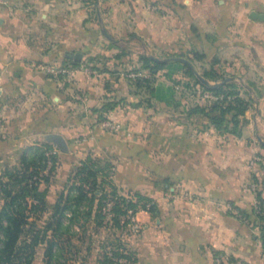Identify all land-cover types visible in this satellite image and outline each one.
I'll use <instances>...</instances> for the list:
<instances>
[{"label":"crops","instance_id":"1","mask_svg":"<svg viewBox=\"0 0 264 264\" xmlns=\"http://www.w3.org/2000/svg\"><path fill=\"white\" fill-rule=\"evenodd\" d=\"M252 12L264 15V0H0V174L28 147L61 142L65 151L54 148L64 183L92 154L113 162L118 186L158 200L159 217L139 211L143 230L127 237L132 264H215L217 254L226 264H264L251 179L264 155V19ZM133 41L168 59L159 109L111 68ZM77 53L73 76L56 80L40 67ZM178 58L220 74L227 63L233 81L259 90L240 134L205 127L187 103L166 101L182 76ZM107 102L116 106L100 120L96 110ZM109 121L117 130L103 126Z\"/></svg>","mask_w":264,"mask_h":264},{"label":"trees","instance_id":"2","mask_svg":"<svg viewBox=\"0 0 264 264\" xmlns=\"http://www.w3.org/2000/svg\"><path fill=\"white\" fill-rule=\"evenodd\" d=\"M172 57L185 55L172 54ZM193 59L203 61L204 55L195 52ZM139 60L144 64L143 68L150 70L152 75H156L167 65V62H157L146 54H141ZM187 60L188 62H179L183 64L185 77L193 78L194 83L191 85L217 97L215 100L194 104L187 111L188 115L201 116L206 121L203 124L205 127H213L220 133L240 134L241 125L246 122V112L250 107V100L240 95L241 86L231 79L224 82L229 77L218 73L213 66L198 74L192 64V58ZM211 62L212 65L216 63L214 60ZM79 63V60L72 57L69 63L64 65L73 66ZM201 77L220 85L212 88L205 84ZM131 83L139 90L151 86V80L143 77L135 78ZM187 84L189 86V83ZM115 106V102H107L101 109L96 110L99 119H106V114ZM54 145L57 149L65 151L61 142L48 139L25 149L19 163L5 167L0 174V264H34L35 255L41 245H45L44 264H61L60 251L64 249L62 234L72 231L82 214L83 218H90L95 201L101 204L107 197V194H103L98 188V179L105 175L110 165L108 161L89 154L73 170L72 177L69 176V181L78 182L63 190L50 209L47 202L48 189H42L41 183H49L57 170L59 157ZM261 157L255 161L251 179L257 186V216L261 223V240L264 245V155ZM116 190H113L117 201L112 217L116 226H120L121 215L130 209L135 213L141 210L153 215L159 213V206L152 198L140 192L134 194V199L126 198L117 195ZM111 245L122 247L121 244ZM127 257L131 263L135 261L131 252H128Z\"/></svg>","mask_w":264,"mask_h":264},{"label":"rangeland","instance_id":"3","mask_svg":"<svg viewBox=\"0 0 264 264\" xmlns=\"http://www.w3.org/2000/svg\"><path fill=\"white\" fill-rule=\"evenodd\" d=\"M120 50L124 52V54L127 56L124 58V61L119 62V60H117V62L119 63H116L115 60V66L111 65V68H113V70H119L120 68L122 73L124 74L123 77L127 78V80H129L130 82L131 80H134L135 78L138 77L149 78L151 80V84H150L151 86L148 89H141L142 92L141 97H137V98H140L141 100L144 101L148 100L149 101L148 103L145 102L148 107L154 106V108L159 109L160 100L156 99L155 91L156 88L159 87V83L161 82V79L168 80L166 76H163L165 74L163 73L165 68L158 71L156 75H152L150 70L143 68L144 64L140 62L139 56L141 54L147 53V51L144 50L142 43H140L139 41H133V43L123 44ZM156 55H158V57L161 56L162 58L169 57L170 59L169 61L173 62L172 55H168L167 53L159 54V52H157ZM48 65H54V64L49 63ZM61 65L64 64L62 63ZM227 67L228 64L225 63L223 67L225 69L223 75L228 76L230 74H235L233 69ZM207 68H210V66L204 67V65H199L197 66V68H195V70L198 74H202L204 69ZM228 77L232 78V80L235 79L234 75H230ZM263 80L264 78L261 77V81ZM172 82L174 83L173 86H175V92H173V94H171V96L166 101H170L173 104L174 101L185 102L188 104L190 108L191 106H193L198 102L205 103L210 100H215V98L211 97L212 95L211 93L202 91L199 88H194L193 85H191L194 83L193 78L191 79L189 76L185 77L184 72H182V76L176 78ZM187 83H189V86ZM212 83H217V82H211V84ZM131 85L135 88V90H139L134 86L133 83H131ZM240 86H241L240 95L246 100H250V107H251L254 101L258 100L259 96L261 95L259 90L258 92L257 90L253 91L250 88L249 90H247L246 87L242 85ZM151 88H153V90H151ZM249 109L247 110V112L249 111ZM179 110L181 109H175V110L171 109V111L173 112H177ZM110 123H111L110 128L112 130H117V125L112 124V122ZM97 158L108 161V164L110 165L106 173H104L105 175L100 176L98 179V188L100 189V191L103 192V194H107V197L102 201L101 204H98V201H95L92 216L90 218L88 219L83 218V214H82V216L80 217V221L76 222V225H74L72 231L64 232L62 234L61 242L63 243L64 249L60 251L61 264H111L110 261L108 260V257L106 256L105 248L107 247V245L111 243L117 245L121 244V246L124 247L126 250H128V252H131L129 248V240H128L129 238L127 237L132 235L131 232H141L143 230L142 221L139 219H137L136 229L129 227L127 224L123 222V220L127 217V212L129 210L125 214L121 215L120 218L122 221L120 223V226H116L114 224L112 217L114 216V207L117 201V197H115L113 194L114 188L117 189L116 190L117 195L124 196L126 198H133V199L135 198L134 194L140 191L125 189L118 186L117 183L115 182L116 170L113 162L102 157H97ZM6 161L7 159L4 160V164L6 163ZM17 161H18L17 158L14 159L13 162H11V164L8 163L10 164L8 166L17 165L19 163ZM58 166H57V170H58ZM57 170L54 173V175L51 177L49 183L45 181L41 183L42 189L43 188L48 189L47 202L50 209L53 207V204L55 203L59 194L63 190H66L69 186H71V184L77 181V180H70V181L67 180V182L64 183L65 180L63 177L61 178L60 176L57 178V174H58ZM44 174L48 175V173H44ZM153 176L154 177L152 178V183L155 184V186L159 187V174H153ZM152 199L158 204V200H156L155 198ZM151 216L156 219L159 217V213L157 215L151 214ZM155 219H153V223ZM44 252H45V245H41L38 248L37 253L35 255L34 264H44V258H45Z\"/></svg>","mask_w":264,"mask_h":264},{"label":"built area","instance_id":"4","mask_svg":"<svg viewBox=\"0 0 264 264\" xmlns=\"http://www.w3.org/2000/svg\"><path fill=\"white\" fill-rule=\"evenodd\" d=\"M41 69L49 75L51 78L60 80L62 78L73 76L76 69L70 65H48V64H40ZM87 69L86 66H82ZM213 98H217L214 95H211ZM110 122H104L103 126L110 127ZM256 187L255 184L253 186ZM137 213L133 210H129L127 212V217L123 220L129 227L136 229L137 227ZM132 234L137 232H131ZM106 256L108 259L114 262V264H132L130 259L127 257L128 250L124 247H115L111 244L107 245L105 248ZM264 259V255H263ZM228 262V257L225 254H217L215 256V264H226ZM236 264H246L242 260H237Z\"/></svg>","mask_w":264,"mask_h":264},{"label":"water","instance_id":"5","mask_svg":"<svg viewBox=\"0 0 264 264\" xmlns=\"http://www.w3.org/2000/svg\"><path fill=\"white\" fill-rule=\"evenodd\" d=\"M251 17L252 18H254V19H260V20H263L264 19V15L263 14H261V13H257V12H252V14H251ZM81 53H77V54H75V59H77V60H81ZM157 62H168V59H160V58H155V57H153ZM179 60H181V61H185V62H188V60L187 59H184V58H178ZM201 79H202V81L205 83V84H207V85H209L210 87H212V88H216V87H218L219 85H220V83H214V84H211V83H209V81H207L205 78H203V77H201ZM229 80V78L228 79H226V80H224V82H227Z\"/></svg>","mask_w":264,"mask_h":264}]
</instances>
